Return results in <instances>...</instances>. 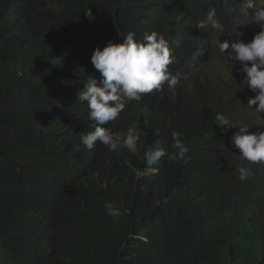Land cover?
<instances>
[{
    "label": "trees",
    "instance_id": "1",
    "mask_svg": "<svg viewBox=\"0 0 264 264\" xmlns=\"http://www.w3.org/2000/svg\"><path fill=\"white\" fill-rule=\"evenodd\" d=\"M211 9L225 33L195 26ZM246 15L243 0H0V264H264V164L229 161L227 139L252 119L245 97L185 91ZM129 31L168 41L175 96L165 84L105 125L139 132L134 150H87L78 94L99 79L91 55ZM173 131L185 160L146 167L149 147L172 151Z\"/></svg>",
    "mask_w": 264,
    "mask_h": 264
},
{
    "label": "clouds",
    "instance_id": "2",
    "mask_svg": "<svg viewBox=\"0 0 264 264\" xmlns=\"http://www.w3.org/2000/svg\"><path fill=\"white\" fill-rule=\"evenodd\" d=\"M243 8L247 14L252 10L251 16L259 31L248 42L241 38L235 40V34L234 39L223 42L217 38L216 46L232 62L231 67L233 62H240L237 71L244 74L241 82L254 93L247 105L249 109L254 107L257 113L264 114V0H243ZM241 20L239 18L238 23ZM195 26L199 30L211 28L220 34L225 33L215 9L209 10L205 19ZM121 34L122 41L109 40L103 48L97 46L94 49L91 63L99 72V79H92L78 94V101L86 102L88 107L86 119L90 122L91 130L80 136L87 150H92L98 141L110 152H119L124 148L134 150L140 140L139 132L131 128L126 133L113 132L105 125L118 121L126 107L125 101L138 102L146 94L162 91L165 84L175 96L177 79L169 71L174 58L168 41L156 31L145 33L143 40H137L131 31ZM252 119L248 125L239 126V130L227 139L234 146V154L229 161L242 158L250 164H264V130L249 132ZM214 123L221 126L235 125L220 112L215 114ZM171 139V152L159 144L145 150L143 162L146 167L151 168L165 156L170 161L185 160L189 147L181 134L173 131ZM248 166L238 169L239 180L245 181L252 175ZM105 208L113 218L121 215L120 208L115 204L107 203Z\"/></svg>",
    "mask_w": 264,
    "mask_h": 264
},
{
    "label": "rangeland",
    "instance_id": "3",
    "mask_svg": "<svg viewBox=\"0 0 264 264\" xmlns=\"http://www.w3.org/2000/svg\"><path fill=\"white\" fill-rule=\"evenodd\" d=\"M251 11L252 10H249L250 14L243 17L238 23L239 28L235 32V40L241 38L245 42H248L252 39L253 35L259 31L257 24L253 21ZM217 38L221 42L224 41L222 37L218 35L213 40V51L211 56L201 69L195 71L186 78L185 91H188V94H190V92L195 94L199 91L200 86L208 84L213 89H222L235 93L241 92L247 103L248 99L253 96L254 93L241 82L244 74L237 71L240 67V62H233V67H231L232 62L228 59L226 54L220 53L216 46ZM248 113L252 114L253 118L249 132L264 130V114L257 113L254 107L248 109Z\"/></svg>",
    "mask_w": 264,
    "mask_h": 264
},
{
    "label": "bare ground",
    "instance_id": "4",
    "mask_svg": "<svg viewBox=\"0 0 264 264\" xmlns=\"http://www.w3.org/2000/svg\"><path fill=\"white\" fill-rule=\"evenodd\" d=\"M205 47V46H204ZM201 55V54H200ZM198 59V58H197ZM196 59V60H197ZM199 63V62H198ZM194 65V64H193ZM202 65V64H201ZM198 66H199V64H198ZM184 76V75H183ZM181 79V78H180ZM254 212V211H253ZM254 215V214H253ZM251 221V220H250ZM252 221H254V220H252ZM248 223V222H247ZM253 227V226H252ZM249 233V232H248ZM251 234V233H250ZM248 237H250V236H248ZM259 237V236H258ZM262 241V240H261Z\"/></svg>",
    "mask_w": 264,
    "mask_h": 264
}]
</instances>
